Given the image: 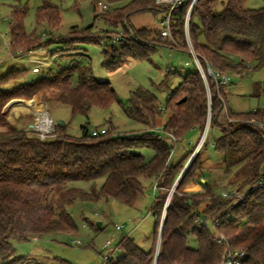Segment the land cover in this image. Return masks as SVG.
I'll list each match as a JSON object with an SVG mask.
<instances>
[{"label":"trees","instance_id":"16d2710c","mask_svg":"<svg viewBox=\"0 0 264 264\" xmlns=\"http://www.w3.org/2000/svg\"><path fill=\"white\" fill-rule=\"evenodd\" d=\"M10 1V46L16 56L51 43L62 54L75 47L80 49L81 44H99L110 39L111 29L122 26L128 35L120 41L122 45L109 44L102 52V65L109 72L130 60L149 61L161 47L186 52L194 61L185 33L188 18L189 38L205 73L208 64L214 71L241 76L249 71L247 65L252 69L264 67V8H246V0H183L172 12L173 40L163 38L161 28L129 32L126 27L135 14L165 13L166 9L158 8L153 0H131L125 5H120L124 0H106L110 5L106 12L98 11V0H91L93 11L111 28V34L103 38L93 32V26L82 30L73 27L69 36L55 39L52 33L61 26L60 7L48 2L39 6L36 13L37 25L44 26L42 32L46 31L50 38L45 43L41 34L28 35L25 30L31 0ZM76 55L81 54H74L72 66L61 74L42 76L12 88L8 85L23 77L26 70L12 67L6 73L0 72V264H16L25 259H10L14 242L54 233L77 236L79 227L68 211L77 200L98 202L101 198H114L134 206L144 191L143 177L158 180V194L151 207L156 220L155 240L145 252L134 239L122 237L115 248L120 257H112L106 264H219L224 245L215 242L217 233L225 236L231 249L245 252L243 264H264V188L252 191L244 203L237 205H230L231 200L222 198L209 183H205L204 192L191 194L184 189L189 182L203 178V148L174 188L194 147L174 165L171 161L176 150L168 162L173 144L166 135L151 129L119 134L110 127L106 134L93 136L82 127V135L74 136L68 132L70 122H65L56 124L53 137L41 140L31 128L7 120L3 110L11 100L17 99L6 108L9 115L41 106L37 101L18 98L33 99L49 93L61 105L70 107L73 118H88L93 108L108 109L118 104L142 126L157 124L163 112L158 111L153 93L137 88L124 104L109 82L94 77L90 66L75 63ZM206 79L209 93L203 74L194 63L193 72L167 96L164 111L170 115L163 130L174 134L177 140L197 129L202 134L210 114V128L222 127L213 147L222 155L225 173L232 174L226 187L247 190L255 186L264 171V132L260 127L264 124V109L232 113L224 99L229 84L220 85L207 73ZM253 89L254 97L264 94V84L256 83ZM224 107L234 116L231 122L219 119ZM143 147L155 151L149 162L137 152ZM99 179H103L99 190L92 188L88 192L76 184ZM191 238L196 239V248L191 246Z\"/></svg>","mask_w":264,"mask_h":264},{"label":"rangeland","instance_id":"374dc122","mask_svg":"<svg viewBox=\"0 0 264 264\" xmlns=\"http://www.w3.org/2000/svg\"><path fill=\"white\" fill-rule=\"evenodd\" d=\"M99 1L109 4L106 0ZM130 1L124 0L120 5H125ZM1 2L0 72L6 73L12 67L26 70L25 75L12 81L8 88L31 82L42 76L61 74L65 68L72 66L73 62H71V59L74 58V54H81L80 56L76 55L75 63L77 65L90 66L94 77L99 81L109 82L124 104L128 102L133 91L140 88L156 96L157 105L159 106L158 111L161 110L163 112L162 115L158 116L157 124L154 127H145L131 120L118 104H114L108 109L93 108L88 118L82 115L73 118L70 107L61 105L54 98V95L48 93L46 96L49 99H46V96L33 99L18 98L39 102L41 106L35 107L33 111L19 110L9 115L6 108L9 103L17 99L11 100L4 107L3 111L7 120L11 123H18L23 127L31 128L30 126L37 119L36 113L45 112L46 110L49 111L54 121L61 118L65 122H70L68 132L74 136L82 135V127H85L90 134L94 130L100 131L102 128L110 129V127L116 128L119 134L131 131L137 132L140 129L147 131L148 129L161 127L170 115L164 111L169 92L178 87L188 73L193 72L194 63L197 65L194 62L195 59L193 61L188 53L178 49L173 50L161 47L149 61L130 60L128 64L116 71H107L102 65V52L109 44H114L116 47L122 45V42L113 41V38L115 35L121 34L124 28L121 26L111 29L107 26L104 20L93 11L91 0H64L62 2L57 0H31L29 12L24 21L26 33L28 35L34 32L41 34L43 38L41 40L44 43L50 40L47 37L48 33L46 31L42 32L45 27L38 26L36 23L37 8L49 2L60 7L61 26L56 32L52 33L55 39H58L59 35L69 36L68 33L73 27L82 30L90 26H93L94 33L99 34L103 38L108 33L111 34L108 31L111 29L113 33L110 39L102 40L99 44H81L79 45L80 49L75 47L63 54L58 50L56 44L51 43L46 48L42 47L33 52L16 56L11 46L9 48L5 46L7 40L9 44L12 43L9 29L12 20L13 2L10 0H1ZM245 6L249 9H261L264 8V0H246ZM97 9L100 12L109 10ZM221 10L222 6L218 8V11ZM163 16V12L157 15L138 13L130 18L126 27L129 28V32L131 31L130 29H159L161 28ZM125 36L128 35L122 33V38ZM188 45L190 50H192L190 38L188 39ZM35 67L40 69L39 73L32 71ZM199 70L201 71L200 68ZM228 74L231 76V81L226 88L224 99L232 113H245L256 109H264V94L259 97L252 95L254 84H264L263 66L252 70L249 69L247 74L242 76L230 72ZM206 86L209 93L208 82H206ZM226 114L228 116L226 119L229 118V120L220 119L223 123L231 122V118L234 117L229 112ZM221 128H210L202 152L204 175L210 180L212 179V185H214L218 194L223 190L232 189L230 186L229 188L226 187L232 174L225 173L222 155L217 153L214 147L210 145L211 141H215L220 137ZM200 136V130L197 129L194 133H188L184 138H179L176 152L171 162L177 165L192 150L190 143L196 144ZM137 152L142 153L147 162L151 161L155 156V151L152 148L143 147ZM141 181L144 191L134 206H128L114 198H101L98 202L77 200L68 209L74 222L79 227L77 236L54 233L41 237H31L27 242H14V255L10 259L25 257L24 260L19 259L16 261V264H105L104 256H108L112 251L113 258L120 257V251L115 248L122 237L134 239L143 251L148 252L155 240L156 220L151 214V207L154 197L158 194L154 191V186L158 180H149L143 177ZM193 182L196 184H193ZM102 183L103 179L95 182H78L76 184L79 188L89 192L92 188L99 190ZM197 184L199 185L200 181L189 182L184 189L191 194L204 192L205 187L203 186H201L204 189L203 191H200L201 189H192ZM99 222L102 224L98 225ZM118 225H123V229L118 230L116 228ZM108 240L112 241L111 250L104 247ZM76 241H80L81 244H76ZM158 243H160V238ZM190 244L193 248L198 246L195 238L190 239Z\"/></svg>","mask_w":264,"mask_h":264},{"label":"built area","instance_id":"2783aa9c","mask_svg":"<svg viewBox=\"0 0 264 264\" xmlns=\"http://www.w3.org/2000/svg\"><path fill=\"white\" fill-rule=\"evenodd\" d=\"M153 1H154V4L158 8L166 9L164 16L161 19V35H162V37L165 39L173 40V35H172V31H171L172 12H173L175 6L181 4L183 2V0H153ZM98 6L102 10H107L110 7L109 4L104 3L102 1L98 2ZM191 10H192V6L190 8L188 17L191 13ZM188 23H189V19L187 18L186 22H185V33L187 36V42L189 39ZM122 33H123V31L121 32V34L115 35L113 38V41H122V39H123ZM5 46H6V48H9L10 44H9L8 40L5 42ZM190 51H191V53L195 59V62L198 65V67L201 69L203 77H204L206 82H207V79H206V73H207L210 77H212L220 85H228L230 83L231 76L228 73L214 71L209 64L206 66V73H205L203 71V69L201 68V65H200L199 60L196 56V53L193 50V47H192V50H190ZM247 67L250 70L252 69L251 65H247ZM39 71H40V69L38 67L33 68L34 73H39ZM226 113H228V110L226 107H224L219 114V119L225 120L226 117H228ZM226 120H229V118H227ZM55 126H56L55 121L53 120L52 116L49 114V111L46 110L45 112H41V111L39 112V114L37 115V119L35 120V123L31 127V130L41 140H47V139H50L51 137L54 136ZM260 127H261L262 131L264 132V124H260ZM163 128H164V125H162L161 127H157L155 129H151V131L156 132L160 135L168 136L169 140L172 142L173 149L171 150V154H170V157L168 160V162H169L171 157L173 156L175 150H176V145L178 143V140L174 136V134L165 133ZM209 130H210V114H209L205 129L202 132L198 142L196 144H193L192 142L190 143V146H192V148L193 147L194 148L192 150L191 156L187 160L182 172L180 173L178 179L176 180V182L174 184V188L176 187L180 178L183 176L185 171L188 169V167L190 166V164L192 163V161L194 160V158L196 157L198 152L204 147V145L206 143L205 141H207ZM107 132H108V128H102L100 131L94 130L91 134L93 136H99L102 134H106ZM210 145L213 146L212 141L210 142ZM260 188H264V171L261 174V176L258 178L255 186H253L247 190H244V191H240L237 188L223 190L220 194H221L222 198L231 200L230 205H237V204L244 203L246 201L249 193H251L252 191H254L256 189H260ZM156 189H157V183L154 186V191ZM172 193H173V189H172L170 194L172 195ZM167 204L168 203H166V207H167ZM163 217H164V215H163ZM206 224H209V221H207ZM116 228L118 230L123 229V225L122 226L118 225V226H116ZM214 240L216 243L224 245L223 246L224 253H223L222 259H221L219 264H243V261L246 257V254L244 251L231 249L228 246L227 239L225 238V236L223 234L217 233L214 236ZM75 243L79 244V245L81 244L80 241H76ZM104 247L107 248L108 250H111L112 241L108 240L106 242V244L104 245ZM112 253H113V251L108 256H104L103 260H104L105 264L110 258H112V255H113Z\"/></svg>","mask_w":264,"mask_h":264},{"label":"crops","instance_id":"0c3cea01","mask_svg":"<svg viewBox=\"0 0 264 264\" xmlns=\"http://www.w3.org/2000/svg\"><path fill=\"white\" fill-rule=\"evenodd\" d=\"M59 120H61V118H58ZM57 119V120H58ZM56 121V120H55ZM195 131H197V130H193L192 132L194 133ZM192 132H190V133H192ZM213 142V141H212ZM204 165V158L202 159V166ZM198 181H200V184L198 185H195V187L194 188H192V189H194V190H197V189H201L200 191H203L204 189L201 187V186H203L204 187V185H205V183H209V184H212V179L210 180L208 177H206L204 174H203V178L202 179H200V180H198ZM193 184H196L195 182H193ZM187 192V191H186Z\"/></svg>","mask_w":264,"mask_h":264},{"label":"water","instance_id":"95a60500","mask_svg":"<svg viewBox=\"0 0 264 264\" xmlns=\"http://www.w3.org/2000/svg\"><path fill=\"white\" fill-rule=\"evenodd\" d=\"M183 101H185V100L183 99L181 102H183ZM181 102H180V103H181ZM9 104H10V103H9ZM55 123H56V124H65V121H63V120H56ZM30 127H32V125H31ZM170 199H171V194L168 196L166 203H169ZM101 224H102L101 222L98 223V225H101ZM159 238H160V237H159ZM158 246H159V243H158ZM158 249H159V247H158ZM158 249H157V250H158Z\"/></svg>","mask_w":264,"mask_h":264},{"label":"bare ground","instance_id":"6f19581e","mask_svg":"<svg viewBox=\"0 0 264 264\" xmlns=\"http://www.w3.org/2000/svg\"><path fill=\"white\" fill-rule=\"evenodd\" d=\"M37 115L39 114V113H36Z\"/></svg>","mask_w":264,"mask_h":264}]
</instances>
